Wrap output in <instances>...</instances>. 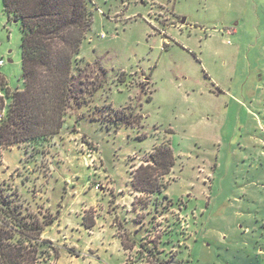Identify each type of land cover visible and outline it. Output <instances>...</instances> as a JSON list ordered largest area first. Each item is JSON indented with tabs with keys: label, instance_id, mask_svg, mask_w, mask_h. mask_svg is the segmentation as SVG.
Returning <instances> with one entry per match:
<instances>
[{
	"label": "rangeland",
	"instance_id": "374dc122",
	"mask_svg": "<svg viewBox=\"0 0 264 264\" xmlns=\"http://www.w3.org/2000/svg\"><path fill=\"white\" fill-rule=\"evenodd\" d=\"M90 8L75 65L99 85L89 104L48 140L0 144V192L55 248L35 264H159L140 250L154 241L170 264H264V0ZM1 60L23 89L20 23L3 0ZM161 143L176 157L167 186L141 193L133 172Z\"/></svg>",
	"mask_w": 264,
	"mask_h": 264
},
{
	"label": "trees",
	"instance_id": "16d2710c",
	"mask_svg": "<svg viewBox=\"0 0 264 264\" xmlns=\"http://www.w3.org/2000/svg\"><path fill=\"white\" fill-rule=\"evenodd\" d=\"M90 1L3 0L4 12L20 23L24 88L10 89L0 73V93L7 88L11 97L5 103L0 94V110L4 111L0 144L52 138L60 132L70 112L86 107L96 93L99 85L82 75L88 65L75 66L93 21ZM123 116L116 114L117 122H129ZM175 159L170 144L155 145L147 163L133 172L134 189L146 194L161 193L167 186L164 177L171 172ZM92 225L87 223L88 227ZM44 227L37 220L21 217L11 199L0 192V264H35L37 255L55 250L49 241L40 239ZM121 242L127 250L124 239ZM28 243H32L29 248ZM140 246L141 251L159 258L157 241L152 247L145 243ZM158 258L159 264H170Z\"/></svg>",
	"mask_w": 264,
	"mask_h": 264
},
{
	"label": "built area",
	"instance_id": "2783aa9c",
	"mask_svg": "<svg viewBox=\"0 0 264 264\" xmlns=\"http://www.w3.org/2000/svg\"><path fill=\"white\" fill-rule=\"evenodd\" d=\"M229 32H232L233 30H228ZM4 64V61L3 60H1L0 61V65H3ZM1 94V93H0ZM3 114H4V111L3 110H0V120H1V118H2V116H3Z\"/></svg>",
	"mask_w": 264,
	"mask_h": 264
},
{
	"label": "water",
	"instance_id": "95a60500",
	"mask_svg": "<svg viewBox=\"0 0 264 264\" xmlns=\"http://www.w3.org/2000/svg\"><path fill=\"white\" fill-rule=\"evenodd\" d=\"M184 21H185V18H183V19L181 20V23H184Z\"/></svg>",
	"mask_w": 264,
	"mask_h": 264
},
{
	"label": "crops",
	"instance_id": "0c3cea01",
	"mask_svg": "<svg viewBox=\"0 0 264 264\" xmlns=\"http://www.w3.org/2000/svg\"><path fill=\"white\" fill-rule=\"evenodd\" d=\"M261 77V76H260ZM197 232H199V229H198V231ZM188 248H189V246H188Z\"/></svg>",
	"mask_w": 264,
	"mask_h": 264
}]
</instances>
